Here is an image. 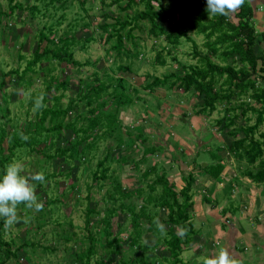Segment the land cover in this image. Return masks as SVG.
Masks as SVG:
<instances>
[{"label":"rangeland","instance_id":"374dc122","mask_svg":"<svg viewBox=\"0 0 264 264\" xmlns=\"http://www.w3.org/2000/svg\"><path fill=\"white\" fill-rule=\"evenodd\" d=\"M80 1L82 4L79 3ZM110 1L62 0L63 3L48 4L47 0L42 1L43 3L36 0H14L11 7H14L15 3L35 5L38 12L32 14L25 9L15 10L16 12L10 18L2 20L3 24L6 22V30L0 32V71L7 72L12 68H17L14 64L17 56V52L13 51L15 47L20 50L21 54L30 58L35 48L34 41L37 40L38 29L53 27L58 35L64 32L75 35L76 40L71 50L76 66L68 68L70 77L66 90L50 91L49 97L60 98V105L65 107L71 99L75 98L76 87L81 86L79 85L80 81L94 84L93 81L104 80L106 83L115 85L118 79H123L129 86V91L126 94L133 103V106L129 108L120 106V109L117 110L120 123H115L113 127L115 132H111L108 137L103 134L102 140L96 142L92 150L87 151L89 154V158H86L88 165L82 163L77 165V162L72 163L74 165H68L71 169L70 175L62 171L66 169V164L57 166L61 160L55 161L54 157L43 156L42 151H37L35 145L22 149V151L18 149L14 151L10 162H22L25 174L32 175L37 172L44 174L43 182L33 181L38 200L42 203H48L51 200L56 202L51 207L39 210L27 208L28 211H25L22 216L18 215L17 210L16 221L4 229L3 241L10 244L12 251H17L24 243L36 244L23 248L25 255L22 257L25 258V261L22 264H66V261L72 264L69 257L75 251L80 249L84 251L88 247L89 234L97 240L94 244L95 253L91 259L92 263L102 256L105 264H122L121 254L124 257H129L132 254L131 258H134L142 251L152 260L158 259L162 262L164 258H168V252L161 245L155 246L158 239L153 238L148 232L146 218L140 220L139 244L135 247L137 249L129 250L130 248H128L129 242L134 238L130 213H119L111 217L110 220L111 234L120 239L118 248L120 256L105 255L106 249L101 247V245L105 247V239L98 241L100 231L103 229L100 221L105 215L106 208H117L121 203L125 205L129 203L136 206L135 212H138L139 205H141L140 199L143 200L149 192L146 183L151 184L155 180L153 173L144 182L142 174L147 168L155 167L156 175L165 172L171 179L170 181L176 183L177 186L182 185V177L193 172L195 183L190 193L194 205L191 215L197 234L192 237L191 245L184 248V252L180 256V264H202L204 257L213 256L222 248L229 251L235 264H264V183L257 184L247 179L242 180L243 183L239 181L230 183L232 170L229 168L232 169L231 166L234 163L231 158L225 171L228 174L225 178L229 180L228 184L220 181L222 178L206 180L205 173L192 167L193 160L197 163L209 161L207 151L203 152L202 148L203 150L209 149L208 152H210L220 142L222 144L227 142L221 132L212 126L214 121L223 117L222 108L218 107L211 115L203 116L197 114L198 99L191 94L189 96L183 95L178 90L165 92L157 89L149 96L141 88L146 75L162 78L172 70V67H175L171 56L176 57L183 64L196 63L191 57V44L182 40L177 51L171 48V54L168 55L166 50L162 51L164 44L160 43L157 51H162L161 56L165 65H154L152 63L156 53L154 48L150 47L151 41L147 34L148 24L141 21L143 22L141 29L144 31L134 28L133 34L139 42L138 50H136L138 55L143 54L139 55L142 60L115 55L110 50L113 40L105 44V34L101 33L98 28L104 22V16L108 12L114 16L117 15L120 21L125 20L126 14L124 13H128L129 21H131V17L139 7L129 11H119L116 5L111 6ZM0 5L4 12H9L8 0H0ZM161 5L165 12L161 13L159 22L170 26L174 23L173 21L177 20V15H172L171 21H169L170 18L167 15H171V4L168 0H162ZM254 17L256 20L254 25L259 30L262 23L257 20L258 13ZM260 20L262 21V18ZM86 23H89V28L84 30L81 26ZM181 26H186V23L182 22ZM190 35L197 44V49L203 54L205 50L200 48L203 41L202 36H195L192 33ZM256 42L255 51L263 50V46L260 44L263 42L260 37L256 38ZM125 46L130 50L129 42ZM166 47L168 48V46ZM53 65L55 71L52 75H56L59 65L57 62H53ZM127 65L132 72H124L119 69V67ZM24 66L25 63L22 61L18 66L19 71H22ZM60 66L66 65L63 63ZM45 80V76L39 75L38 78L31 81L30 87L24 85L18 87L11 83L6 85L4 93L0 94V101L1 107H3L5 104L2 102V98L7 100L8 119L11 120H9L8 130H13V123L21 126L24 130L27 122L32 124L36 115V107H30L31 96L38 95L44 90ZM133 89L137 92H134ZM112 93L114 90L108 89L101 99L108 101L105 110L114 109V101H111L110 98ZM41 99V97L38 98L37 103ZM46 105L50 104L47 102ZM87 109L88 107L79 102L76 110L72 114H68L64 123L73 120L78 114L84 116ZM27 112L28 116L25 115ZM13 119H16V122ZM82 123L78 119L77 126H82ZM261 128H264V124ZM99 133L101 134L102 130ZM119 134L122 137V143L117 149L115 145L117 146L119 143L117 137ZM57 135L56 132L48 135L51 139L53 136L55 137L54 145L50 144L45 147V144L41 143L43 153H50V155L54 153V149L60 145L56 140ZM61 141L64 147L68 146L66 139ZM10 142L9 139H4L2 143L3 157L9 155L6 149L10 147ZM145 149H155V151L140 160L141 153ZM38 155L43 156V159H37ZM123 157H126V161L121 164L118 159ZM103 159L106 161V179L96 181L93 177L94 173L97 172L99 176L102 173L96 169V164ZM114 180L118 181L125 193L131 194L129 198L117 200L115 204L106 198L109 192V194L114 193ZM39 183L42 191L36 186ZM137 189H141L139 195L135 194ZM158 191L159 189H157ZM203 196H212V198L214 196L217 199V211H213V205L204 200ZM119 197L116 196V199ZM87 210H93L95 214L88 215ZM124 211L128 212L126 208ZM32 214L38 218L39 222H34L32 218L29 219ZM40 214L46 216L42 221L39 218ZM145 214L154 220L158 229H162L163 232L159 236L162 239L170 227L165 224L166 208L161 209L149 204L145 206ZM43 221L45 224H42ZM86 222L93 224L88 230ZM65 234H68L72 241L65 245L62 240H59L61 246H58L55 240ZM195 237L196 239H194ZM44 247L48 248L47 252H42L41 249ZM138 247H146V249ZM18 252L21 251L18 250ZM107 256L110 259H107ZM7 264L16 263L12 261Z\"/></svg>","mask_w":264,"mask_h":264},{"label":"trees","instance_id":"16d2710c","mask_svg":"<svg viewBox=\"0 0 264 264\" xmlns=\"http://www.w3.org/2000/svg\"><path fill=\"white\" fill-rule=\"evenodd\" d=\"M8 1L10 5L8 13L4 12L0 5V32L6 30V22L3 24L2 20L10 18L16 12L15 10L25 9L32 14L38 12L35 5L15 3L14 7H11L14 0ZM36 1L43 3L44 0ZM161 1L111 0V6L116 5L119 11H129L138 7L139 9L135 10L131 21H129L128 13H124L126 17L123 16L125 18L123 21H120L119 17L114 16L111 12L104 16V22L100 24L98 29L105 34V44L113 40L110 50L115 55L125 56L128 59L139 58L141 54L138 55L137 51L139 42L134 38L133 30L137 28L144 31L141 29L143 25L141 21H145L144 23L148 24L147 34L151 41L150 47H153L156 53L152 64L164 66L165 62L161 56L162 51L166 50L167 54L170 55L172 49L177 51L180 41L189 42L192 48L191 57L196 63L183 64L176 57L171 56L175 67H172V70L162 78L146 75L143 78L142 91H145L148 95L157 89L165 92L178 90L183 95L189 96L191 94L198 99L197 114L203 116H209L216 108L221 107L223 117L214 121L212 126L221 132L227 142L224 144L220 142L210 152H208L209 149L203 150L202 148L203 152L207 151L209 161H206V163L199 161L197 163L193 160L192 167H196L205 173L210 180L222 178L220 181L228 184L229 180L225 179L228 174L225 171L231 158L235 164L233 163V166H231L232 169L229 168L232 170L230 183L235 181L243 183L242 180L244 179L257 184L264 183V128H261L264 124V32L258 33L256 26L253 24V7L250 6L251 4L249 5L247 0H243V3L228 16H210L206 12L205 0H168L171 4V15H167L170 18L168 20L171 21L172 15H177V20L167 26L159 22L161 13L165 12ZM47 2L48 4L63 3L62 0H47ZM112 12L114 13V11ZM182 22H185L186 26H181ZM52 28L43 27L38 29L37 40L34 41L35 48L30 58L21 54L20 50L15 47L13 51L17 52V56L14 64L17 68H12L7 72L0 71V94L4 93V88L9 83L18 87L19 85L30 87L31 81L38 78L39 75L46 77L44 90L39 92L38 95L31 96L30 107H36V115L32 124L27 122L25 130L14 123V125L12 124L13 130L7 129L10 123L8 108L6 107L7 100L2 98V102L5 104L3 107H1L0 101V172L10 162V157L13 156L15 150L22 151V149L35 145L37 151H42L43 156L54 157L55 161L61 160L59 164L57 163V166L60 167L62 164H66V169L62 168V171L70 175L69 164L74 165L72 163L77 162V165L80 163L88 165L86 158H89V154L87 151L92 150L96 142L102 140L103 134L108 137L111 132H115L113 129L115 123H120L118 119L119 112L117 111L120 106L124 108L133 106L130 97L126 94L129 91V86L123 79H118L115 85L106 83L104 80L93 81L94 84H90L88 81H80L79 85L81 86L76 87L75 98L71 99L65 107L60 105V98L49 97L48 93L50 91L66 90L70 77L68 68L76 66L71 50L76 40L75 35L66 32L58 35L56 29ZM81 28L86 30L89 28V23L81 26ZM7 30L9 29L7 28ZM191 33L195 36H202L203 41L200 48L205 50L203 54L197 49L198 46L191 38ZM257 37H261L263 42V50L259 52L255 51ZM127 42L130 43V50L125 46ZM160 43L164 44L161 52L157 51ZM138 60L142 59L139 58ZM22 61L25 66L22 71H19L18 66ZM53 62H57L59 65L56 69V75H52L55 71L53 70ZM63 63L66 66L61 67L60 65ZM119 69L124 72H132L129 65L119 67ZM108 89L114 90V93L110 96L111 101H114V109L105 110L108 101L101 99ZM133 90L137 92V90ZM40 97L42 99L37 103ZM47 102L50 104L49 106L46 105ZM79 102L88 107L85 115L78 114L73 120L64 123L68 114H72L76 110ZM234 103L235 105H233ZM25 115L28 116V112ZM78 119L83 122L80 127L77 126ZM13 121L16 122V119H13ZM251 121L252 124H250ZM101 130L102 133L100 134ZM53 132L58 134L56 140L60 145H57L52 155L50 153L45 154L41 143L45 144V147L50 144L54 145L55 135L52 139L48 136L49 133L52 134ZM117 137L119 143L115 147L118 149V146L122 143V137L120 134ZM4 139H9L11 142L10 147L6 149L9 155L3 157L2 143ZM62 139H66L67 147L61 144ZM154 151L155 149L143 150L140 160H143L148 154L154 153ZM43 156L38 155L36 158L40 160V158L43 159ZM227 158L228 160H226ZM118 160L122 164L126 161V157ZM105 163L106 161L103 159V161L96 164V169L102 173L100 176L97 172L94 173V180L102 181L106 179L107 169ZM153 173L155 174V180L151 184L146 183L149 192L143 200L140 199L141 205H139L138 212H135L136 206L129 203L127 205L121 203L117 208L105 209V215L100 221L103 229L100 231L98 241L105 239V247L101 245L102 248L106 249L105 255L120 256L118 250L120 239L111 234L110 220L111 217L119 213H130L134 238L129 242V250H132V248L137 249L135 247L139 244L140 220L146 218L148 232L153 238L158 239L155 246L161 245L168 252V258H164L163 261L161 260L162 262L158 259L152 260L142 251L134 258H131L132 254L129 257H124L121 254L122 264H180V256L184 252V248L191 245L192 237L197 234L194 227L195 222L191 215L194 205L190 193L195 183L193 172H189L187 176L182 177V185L180 186L171 182L165 172L156 175L155 167H149L144 171L142 174L144 182ZM113 182L114 193L109 194V192L106 197L113 204L117 200L127 199L131 196L130 193H125L121 189L117 180ZM36 186L42 191L40 183ZM176 188L178 189L176 190ZM157 189H159L158 192ZM154 192L155 195H153ZM138 193H141V189L136 190L135 194ZM116 196H120L119 199H116ZM203 199L213 205V211H217L218 201L214 196L213 198L212 196H203ZM55 202V200H51L48 203H42V208L51 207ZM149 204L167 210L165 224L170 227L162 239L159 237L163 232L162 229H158L154 220L145 214V206ZM125 208L128 212L124 211ZM16 211L18 215L22 216L28 210L23 203H20L17 205ZM87 214L93 215L95 212L87 210ZM31 218L34 222H39L33 214L29 217L30 220ZM39 218L42 221L46 216L40 214ZM42 224H45V221ZM6 226L4 218H0V264H7L12 261H15L16 264H22L25 261V258L22 257L25 255L23 248L35 246L36 244L24 243L18 249L21 251L20 253L18 250L12 251L10 244L3 241ZM92 226V223L86 222L87 230ZM59 240H62L63 244L66 245L72 241V238L65 234L60 239H56L55 243L61 246ZM95 242L97 240L89 234L88 247L84 251L81 249L75 251L69 257L72 264H105V260L101 258L102 256H99L93 263L91 262L95 253ZM142 249H146V247ZM41 250L47 252L48 248L44 247ZM37 254L39 255V253ZM108 256L107 259H110ZM66 264L70 263L66 261Z\"/></svg>","mask_w":264,"mask_h":264},{"label":"clouds","instance_id":"9594fccd","mask_svg":"<svg viewBox=\"0 0 264 264\" xmlns=\"http://www.w3.org/2000/svg\"><path fill=\"white\" fill-rule=\"evenodd\" d=\"M80 4L81 1L79 2ZM243 0H205L206 12L210 16H228L237 9ZM24 165L20 161L9 162L0 172V218L7 225L17 219L16 207L23 203L26 208L39 210L43 207L34 190L33 181L45 180L42 172L27 175L23 172ZM202 264H235L234 258L227 249H220L213 256H206Z\"/></svg>","mask_w":264,"mask_h":264},{"label":"crops","instance_id":"0c3cea01","mask_svg":"<svg viewBox=\"0 0 264 264\" xmlns=\"http://www.w3.org/2000/svg\"><path fill=\"white\" fill-rule=\"evenodd\" d=\"M251 6L253 7V10H254V15L256 13H258V18L257 20L262 23V27H260L259 30H257V26H256V30L258 31V33H263L264 32V0H247ZM262 18V21L260 20ZM253 20H255V17L253 16ZM254 24V23H253ZM261 39V37H260ZM262 44V43H260ZM263 45V44H262ZM204 166V164H203ZM208 176L206 177V180H208ZM214 192V191H213ZM212 192V193H213ZM214 194V193H213Z\"/></svg>","mask_w":264,"mask_h":264}]
</instances>
